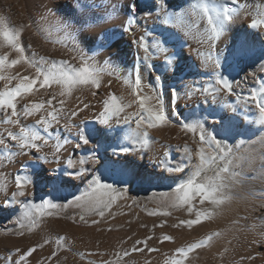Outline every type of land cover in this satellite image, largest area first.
I'll return each instance as SVG.
<instances>
[{
    "label": "bare ground",
    "instance_id": "bare-ground-1",
    "mask_svg": "<svg viewBox=\"0 0 264 264\" xmlns=\"http://www.w3.org/2000/svg\"><path fill=\"white\" fill-rule=\"evenodd\" d=\"M12 1L13 0H4V3H10V19H12L18 27L24 25L26 21L28 32L25 37L29 38L30 43H32L34 39L40 41V39H38L40 35H38V38L35 36L38 31H36L37 33L34 32L37 27L36 24L30 20H26L27 18L20 20L19 17L21 14L19 17L17 16L18 14L16 15L14 6L11 5ZM107 2V6L102 2V7H104H101V10H92L93 12L87 10L89 13L80 12L76 7L75 0H43V2H40L41 4L36 7L37 12L39 11L38 14L45 11L47 13L50 12L56 15H62L66 18L72 17L75 20L77 18L83 19L85 16L92 15L105 16L106 19L104 22L102 21L103 23H101V25L99 24L82 31V35H80L82 38L79 40L81 41L79 47L84 53H87V50L92 43L86 42L85 39L89 33L90 35H93L101 29H113L116 32V35L112 38L114 46L110 47L107 51L105 50L106 52L104 51L102 55H98L99 57L95 55V57H97L95 62L98 65L109 64L110 67L112 65L115 69L116 76L114 75L113 78L108 79L102 77V84L99 89L90 85L79 86L72 91L70 96H60L59 93L61 88L54 85L48 91L41 89L39 92L29 95L27 99L23 101L26 103L28 100L36 102H39L41 99L47 100L49 95L54 92L57 94V100H64L65 111L61 113L62 118L60 119L59 125L53 123L49 131L44 133V135L51 137L48 144L42 147V153L48 154V158L51 161L50 163L40 161L41 167L32 168L31 162L35 159V156L38 155L35 150H32L28 155H17L13 158L0 148V160L3 161V164L0 165V251L9 253H5V257L19 258V254L17 252L13 253L11 248L13 247L16 250V248L22 245L26 240H31L32 237L36 235H33L32 230L38 231L42 226H45L46 228L56 226L59 229H77L76 227H80L83 224H89L94 227H91L93 228V231L91 230L93 234L100 232L96 230H104L108 228L112 231L108 233V236H104L105 245L110 243V240L117 239L118 241V239L120 240L124 236H128L127 239H130V237L133 236V239L135 240L136 238L134 237L137 235L135 233L137 230L135 229H137V227L147 228L153 226L162 227L165 230L169 229V235L173 237V243L182 237L185 238V243L182 247H186L193 242L204 239L212 233H219V235L214 236L210 242L206 243V246L192 252L189 255L187 264H190L193 259L198 258L200 255H203L204 258L208 260L214 259L215 257L221 259L226 257L227 244L225 242L226 240H224V232L227 231L228 233L230 230L237 235L238 240L235 239L237 244L235 246L237 248L236 251L234 250L233 257H230L233 259L231 261H228V258L223 259L226 260V264H264V169L261 168V155L264 153V144L261 143V141H264V126H261L256 122L258 120V112L255 108V104L246 99L252 91L259 92L261 88H264V26L259 29L248 27L252 19H259L261 16H264V0H238L239 4H244L246 7L239 11L238 15L235 16L234 23L227 25L226 31L222 34L220 39L214 43L207 42V37L205 35V29L207 28L206 19H202L198 11L196 13H193L192 11V6L194 5L195 0H165L167 5L166 12L158 11L157 7H152V5L158 6L159 0H107ZM132 2H135L138 5L139 18L137 23L133 26L132 33H125L121 36L119 32L122 21L126 19L125 8ZM83 4L85 3L83 2ZM28 10H30V8ZM145 11L152 12V16L148 19H144L143 13ZM48 23L45 22V24ZM46 27L47 28L44 29H48L47 25ZM141 36H144L147 43L150 45L151 53L149 61H145L141 64L140 71L143 82L145 85L157 87L154 79L157 73L148 70V63H151L155 68L160 70V74L164 77L162 89L163 103L169 116V123H166L163 126L147 128L145 125L139 130L140 132L147 130L150 137L148 145L143 148L138 143V139H142V136L138 137L136 135L137 126L135 118L131 115L138 111V104L132 103L136 98L131 94L132 90L124 84L123 79L121 78L126 76L136 63L137 48L136 45L132 43V40L134 38L139 39ZM244 37H246L253 45L252 57L238 66L227 68L224 57L227 55L228 50L233 44L240 38ZM53 39L57 40L55 37H53ZM62 39L60 40L62 41ZM67 39L68 37L66 40ZM62 44L66 45L65 42ZM47 45H45V48L52 49V47H47ZM158 46L165 47L168 50V55L175 54V70L172 68H165V53L157 51ZM53 48L56 47L54 46ZM59 50L62 49L59 48ZM3 51L8 50H0V54H2ZM30 52L26 49L27 55H31ZM12 53L13 52H11L10 55ZM143 55L144 53L140 51V56L142 57ZM209 57H211V59H209ZM217 57H219L222 65L219 72L229 76V78L234 81L232 92L228 93L227 91H222L219 94L206 96L198 91H193L194 89H202L214 84L215 74L213 70V61ZM71 59L72 58H69V60ZM74 62L77 64L79 63L77 60ZM106 67H108V65ZM5 71L6 73L10 72L13 75L17 71L22 74H34V69H29L27 65L21 69H16L15 67L14 70L10 69ZM113 71L112 74L111 71L108 73L113 75L115 74ZM105 73L107 74V72ZM109 81H111V84H109ZM5 83L6 81H0V88H2ZM12 83L15 84L16 81H13ZM172 88H176L179 93V97L175 101L171 99ZM145 91H149V89L146 88ZM188 92H192V95H187ZM110 93L115 94L118 99L122 98V102L124 103H132V106L126 108L125 112L120 113L119 116H112L111 119L113 121L112 126L114 131L110 132L106 137L93 139L89 144H81L77 147V144H79L77 139V131L79 128H86L87 126L102 127L97 124L95 118L104 110V101L109 98ZM53 103L55 104L56 101H53ZM85 104L88 105L87 108L84 107ZM21 106L22 105H18V110ZM57 107H59V105H57ZM48 110L49 109L46 106L42 114L47 115ZM77 110L78 114L76 116H71V112ZM211 111H215L218 116L223 115L226 118H234L232 120V123L235 126L234 139H229L228 143L233 146L235 155L240 156L248 153L253 156L254 162L246 163L241 169H239V171L242 172L244 184L234 191H239L241 193L240 196H236L220 208H214V206L207 202L204 205H200L198 200L194 201L197 210H200L201 212H213L212 217L203 220L201 224L195 225L192 228L186 226L174 227V225H177L180 220L194 218V214L190 215L187 212V206L183 205L182 208L175 212L165 215L164 213L168 212H165L162 206L153 204L150 207L153 208L157 214L152 215L145 210L146 205L144 203L141 205L138 204L140 197L138 194L139 191L137 190L139 187L143 186L165 187L167 190H170L176 188L178 184L186 181L193 174L200 164L199 158L193 155L191 162H189L186 158L183 145L187 143L189 147L192 148L193 152H195L196 148L199 146V139L198 135L194 136L193 133L182 128V125L184 123H192L196 120H200L204 123V127L207 128L209 132H212L214 129L210 127L211 118H209L207 122L204 121V118L208 117V113ZM125 115L129 117L128 123H125L123 120ZM39 118V114L28 117L27 119L21 117V124L28 125L43 132L42 129L34 124V121ZM2 119L3 113L0 112V121H2ZM116 119H120L118 125L114 123ZM68 128H71V132L68 131ZM8 130L19 131V125L0 122V133H3L5 138H7ZM58 138L61 140L66 138L69 142L61 149L58 154L59 160L56 161L53 159V154L55 153V143ZM9 143L11 145L12 142ZM238 143H242L239 150L235 148V145ZM121 147H129L132 151L127 154H121L118 157L114 156L113 151L118 150ZM204 147L209 154L212 153V149L208 148L207 145H204ZM92 151H96L97 157H111L112 159H118L121 165L126 166L134 173L136 178L130 179L122 176L117 171H107L105 167L92 163L91 159H89ZM69 158L73 160L74 168L76 170L81 167L79 164L80 159L83 158L87 161V163L83 165V167L88 169L86 178L84 180H75L70 179L65 175V179L69 182L61 183L54 188L47 180V176L52 174L49 170L59 168L61 173H64L65 171H73V167H70L67 163ZM26 161L29 162L27 172L31 175L32 183L26 187V195L24 197H18V199L20 201H28L35 204H39L42 200H49L56 204L57 207L51 208L46 205L42 210V213H37L34 217L36 227H32L31 231L27 230L25 234L17 237L8 236L3 234L2 231L4 228L13 226L21 227V225L24 226L28 224L32 225V221L24 218L23 208L15 200L10 204L5 205V201L11 198L13 192L17 191L15 175ZM174 167H182L184 170L180 172L171 171ZM207 167L208 165H205V169ZM95 176H99L103 183L112 184L113 188L116 189V191L112 193L115 199L111 206L105 211L104 217H100L96 214L84 217V220H81V215H71V217H66L65 215V217L60 216L56 210H64L66 207L63 205H65L68 200L85 192L88 189L92 178ZM49 212L51 215H48ZM94 219L97 220L98 223L93 224L92 220ZM153 227H150L151 229L149 232L152 231ZM132 228L135 234L127 233L125 231L124 233L127 235L123 233L124 229L127 230ZM79 229L82 230L81 227ZM42 230L44 229H41L40 231ZM155 230H157V228ZM60 231L62 232V230ZM107 231L108 230L106 229V232ZM30 232H32V234ZM142 232L144 233V230ZM152 232L149 234L151 235ZM80 233H82V231H80ZM143 233L141 234L140 230L141 236ZM71 236L76 238L72 234ZM93 236L95 237V235ZM82 238H77V241H80ZM157 239L160 241L159 238ZM93 240L94 239H92V241ZM137 240L141 239L137 238ZM112 242H114V240ZM121 242L126 243L125 240H122ZM171 243L170 245H172ZM160 244L163 249L170 246L166 242ZM84 250H86V248ZM21 252L24 251L21 250ZM68 255L70 256V254ZM35 256L33 259L37 257ZM151 256L154 261H164L166 253H164V250H161L160 252L155 251ZM67 257L65 258L66 264H74L72 260L74 257ZM173 258H176L175 252L172 254V259ZM0 259H3V257ZM27 260L30 261L28 258ZM120 260L119 262H122ZM127 262L130 263V261ZM113 263L114 262H112V264ZM0 264H6L5 259L1 260Z\"/></svg>",
    "mask_w": 264,
    "mask_h": 264
},
{
    "label": "snow or ice",
    "instance_id": "snow-or-ice-1",
    "mask_svg": "<svg viewBox=\"0 0 264 264\" xmlns=\"http://www.w3.org/2000/svg\"><path fill=\"white\" fill-rule=\"evenodd\" d=\"M231 5V6H230ZM97 5L90 0L87 7H95ZM157 7L158 11L166 12L167 5L165 0H159V5H152ZM244 4H239L238 0H195L192 6L193 13L199 12L202 19H206L207 28L205 29V35L207 42L214 43L219 40L222 34L226 31V26L234 23L235 16L239 11L244 9ZM77 8H80L79 3ZM126 19L122 21L119 34L123 36L125 33H132L133 26L138 21V5L135 2L128 4L125 8ZM152 16V12L145 11L143 18L148 19ZM106 19L103 15L97 16H85L83 19L77 18L76 22L79 24L77 31L89 29L91 27L99 25ZM264 26V16L259 19H252L249 28L259 29ZM24 25L19 27L9 24L3 17H0V50L7 49L0 54V81H6L4 86L0 88V112L3 113L2 123L19 125V131H7V138L3 133H0V148H2L10 157L17 155H28L32 150H35L38 155L31 162L32 168L41 167L40 161L44 163H50L48 154L42 153V147L47 145L50 136L44 135L55 123L59 125L62 118L61 113L65 111L64 100H57V94L51 93L47 100L41 99L39 102L28 100L25 101L29 95H33L39 92L41 89L48 91L54 85L59 86L61 91L60 96H70L72 91L79 86H94L99 89L102 84V77L105 71L95 62L94 53L92 56H88L84 51L76 44H73L70 51H75L79 57V63H75L76 56H73L71 60H55L51 57L39 55L34 50L31 55L26 54L27 49H31V45L25 44L22 41V35L24 31ZM116 35L113 29H101L91 36H87L86 42H95L97 50L107 47L112 38ZM64 43L63 41H57ZM132 43L136 45V63L131 71L126 76L121 77L125 85L132 90V95L135 96V101L132 103L138 104V111L131 115L135 118L137 131L136 135L142 136V139H138V143L141 147H146L149 143V133L147 130L140 132L139 130L145 125L147 128H156L169 123V116L164 108L163 103V81L164 77L160 74V70L155 68L151 63L147 64V68L150 72H156L154 79L157 87L151 85H145L141 76V64L150 59V45L147 43L144 36L139 39L134 38ZM140 51L144 55L140 56ZM157 51L165 53V68H172L175 70V54L168 55V50L163 46H158ZM15 52L14 58L10 53ZM253 55V45L246 38H240L233 46L228 50L227 55L224 57L227 68L238 66L250 59ZM211 59V57H209ZM27 65L29 69H34V74H22L17 71L14 75L6 73L5 70H10L18 65ZM222 67L219 57L213 61V70L215 74V82L213 85L204 87L202 89H194L203 95L219 94L222 91L231 93L233 90L234 81L229 76L219 72ZM226 68V70H227ZM16 81L15 84L12 82ZM111 81H109V84ZM149 91H145V89ZM187 95H192V92H188ZM179 93L176 88L171 89V99L177 100ZM255 104V108L258 112V122L261 126H264V88H261L259 92L252 91L249 97L246 98ZM53 101H56L54 104ZM132 103L122 102V98L118 99L115 94L110 93L109 98L104 101V110L96 117L97 124L102 127L87 126L86 128H79L77 131V139L79 147L81 144L87 145L93 139L106 137L110 132L114 131L112 116H119L120 113L125 112V109L132 106ZM18 105H22L18 110ZM59 105V107H57ZM49 109L47 115L42 114L45 108ZM88 107L87 104L84 105ZM40 115L39 119L34 121V124L43 130V132L36 130L28 125L21 124V117L27 119L34 115ZM77 111H72L71 116H76ZM211 118L210 127L214 131L209 132L204 127V123L200 120H196L192 123H184L182 128L186 131L193 133L194 136L198 135L199 146L193 152L192 148L187 143L183 145L186 158L191 162L193 155L199 158L200 164L193 172V174L181 184H178L174 189L176 196L174 201L175 207L181 205L187 206V212L190 215L194 214V218L180 220L174 227L186 226L192 228L195 225L201 224L203 220L210 219L213 212H201L196 209L194 201L198 200L200 205H204L206 202L214 206V208H220L225 203L230 202L236 196H240L239 191H234L244 184L242 178V172L239 169L246 163H253L254 158L248 153L240 156L235 155L233 146L228 143L229 139H234V125L232 123L233 117H225L219 115L215 111L208 113V117L204 118L207 122ZM129 117L125 115L123 120L128 123ZM115 124L120 123V119L114 121ZM67 127V126H65ZM71 132V128H68ZM9 142H12L11 145ZM69 141L64 138L57 139L55 143V153L53 159L59 160V152ZM255 143V142H252ZM264 144V141H261ZM204 145L212 149V153L209 154L206 151ZM242 143L235 145L237 150L240 149ZM132 151L129 147H121L118 150L113 151L114 156L121 154H127ZM89 159L92 163L103 166L107 171H117L122 176L130 179H135L134 173L126 166L121 165L118 159H112L111 157H97L96 151H92ZM219 162V163H218ZM70 167H73V171H65L61 173L59 168L50 169L52 173L47 176V180L55 188L61 183H68L65 179V175L70 179L84 180L88 169L83 167L87 161L80 159L79 164L81 167L76 170L74 168V162L71 158L67 161ZM3 161L0 160V165ZM215 164L216 170L213 175L208 176L205 174V165L209 167ZM29 162H24L21 169L15 175V185L17 191L12 193L11 198L5 201V205L10 204L15 200L23 208L24 218L32 221V227H36L34 217L37 213H42V210L47 205L51 208H56L57 205L49 200H42L39 204H35L28 201H20L18 197H24L26 195V187L32 183L31 175L27 172ZM261 168L264 169V153L261 155ZM184 169L182 167H174L171 171L180 172ZM116 189L112 184L101 182L99 176L92 178L89 183L88 189L81 193V195L74 196L71 200H68L64 207L77 203L81 207H86L89 210H94L97 215L104 217V209L109 208L114 201L115 197L112 195ZM195 210V211H194ZM155 215L157 213H150ZM168 215L170 213H164ZM48 215H51L49 212ZM84 220V216L80 217ZM93 224L98 223L97 220H92ZM23 227V225H21ZM31 230V229H30ZM21 235L23 233H20ZM219 233H212L197 242H193L186 247H180L175 250V257L171 260V264H187L189 255L195 250L206 246V243L210 242L214 236ZM148 239H151L149 237ZM65 240L64 237H59L57 244L61 245V242ZM173 240L172 236L164 235L161 238V243L164 241ZM47 243V241H45ZM137 245L143 244L144 248L133 247L132 252H143L147 248L148 240L137 241ZM43 245H37L21 252L19 248L16 252L19 254V259L5 258L6 264H24L27 258L31 257L36 251L37 247ZM149 252L159 251V249L147 248ZM130 253L125 251L124 256H129ZM52 256H56L53 252ZM51 259V257L49 258ZM101 264H112L111 261H101Z\"/></svg>",
    "mask_w": 264,
    "mask_h": 264
},
{
    "label": "rangeland",
    "instance_id": "rangeland-1",
    "mask_svg": "<svg viewBox=\"0 0 264 264\" xmlns=\"http://www.w3.org/2000/svg\"><path fill=\"white\" fill-rule=\"evenodd\" d=\"M2 1V2H1ZM29 1V2H28ZM36 1V2H35ZM81 1V2H80ZM43 2V0H13L12 1V3H11V5H13L14 6V9H15V13H16V15L19 17V15H20V17H19V19L20 20H23V19H26V20H30V21H32V22H34V24H36V29H35V31L34 32H36V31H38V33H37V35H35L37 38H38V35H40L39 36V38L38 39H40V41L39 40H36V39H34L33 40V42L32 43H30V41H29V38L28 37H25L26 36V33L28 32V30H27V27H26V21H25V27H24V29H25V31H23V39H22V41H23V43L25 44V46H27L28 44H30L31 45V48H33V49H31V52H30V49H27V47H26V49L30 52V53H32V50H36L35 52H37L38 54L40 53V54H42L43 56H46V57H50V56H52L51 58L52 59H55V60H69V58H72L73 56H76V60H77V62L79 61V59H77V58H79L78 57V55L76 54V52L75 51H70L69 49L70 48H72V46H73V44H75L76 42L78 43H76L78 46H79V44H80V42L81 41H79V40H81L80 38H82V37H80V35H82V31H77V29L80 27L79 25H78V23L76 22V20L74 19V18H72V17H68V18H66V17H63L62 15H56V14H53V13H50V12H40L39 14H40V16H39V14H38V12H37V9H36V7L37 6H39L41 3ZM83 2L85 3V4H83ZM89 2H90V0H75V3H76V7H77V4L79 3V5H80V8L82 9H78L80 12H88L89 13V11H87V10H90V12H93L94 10H96V11H99V10H101L103 7H102V5H103V3L105 4V6H107V4H108V2H107V0L106 1H95V0H92V2H94V4L95 5H97V6H95V7H91V8H89V7H87V5L89 4ZM103 2V3H102ZM81 3V4H80ZM86 3H88V4H86ZM6 4V5H5ZM8 4V5H7ZM9 4L10 3H4V0H0V17H3L9 24H11V25H13V26H17L18 27V25L17 24H15L13 21H12V19H10V16H11V12H10V8H9ZM19 6H18V5ZM22 4H24V5H22ZM19 8H18V7ZM83 6V7H82ZM87 7V8H86ZM102 7V8H101ZM30 8V10H28ZM89 8V9H88ZM101 8V9H100ZM93 10V11H92ZM20 11V12H19ZM23 13H22V12ZM28 11H29V13H28ZM5 13H8V14H5ZM26 13V14H25ZM36 13V14H35ZM44 13V14H43ZM24 16H23V15ZM38 14V15H37ZM44 16H43V15ZM47 14V15H46ZM8 15V16H7ZM51 15H53V16H51ZM92 15V14H91ZM26 16V17H25ZM38 16V17H37ZM92 16H97V15H92ZM9 17V18H8ZM24 17V18H23ZM41 17V18H40ZM48 21H47V20ZM45 20V21H44ZM54 20V21H53ZM44 21V22H43ZM53 21V22H52ZM39 22V23H38ZM45 22L46 23H48V24H45ZM104 22V21H103ZM103 22H101V23H103ZM43 23V24H42ZM101 23H100V25H101ZM42 24V25H41ZM45 24V25H44ZM46 25L48 26V29H44V28H47L46 27ZM73 25V26H72ZM45 26V27H44ZM69 31V32H68ZM34 32H33V34H34ZM57 33V34H56ZM61 35V36H60ZM64 36V38L62 39V37ZM92 35V34H91ZM90 35V33L88 34V36H91ZM60 38V39H62V41L63 42H65L66 43V45L65 44H62L61 42H57V41H61L58 37ZM68 37V39L66 40V38ZM70 36V37H69ZM73 36V37H72ZM77 36H78V38H77ZM41 37V38H40ZM53 37H55L57 40H54L53 39ZM71 37H72V39H71ZM43 38V39H42ZM25 39V40H24ZM53 39V40H52ZM75 39V40H74ZM78 39V40H77ZM43 40V41H42ZM74 40V41H73ZM25 41V42H24ZM38 41V42H37ZM44 41H45V44H44ZM51 43H50V42ZM111 41H113V40H111ZM110 41V44H108V48L107 47H104L105 49H99L98 51H96L97 50V47L95 46L96 44H94L95 42L93 41L91 44H90V46H89V48H88V50H87V53H85L86 55H88V56H92L94 53H96V56L97 57H99L100 55H102L103 53H104V51L106 50H109L110 49V47H112V46H114V41L113 42H111ZM71 42V43H70ZM40 43V44H39ZM49 44V45H47V44ZM70 43V44H69ZM112 43V44H111ZM45 45H47V47H52V49L50 48V49H47V48H45ZM52 45V46H51ZM68 45H69V47H68ZM110 45V46H109ZM33 46V47H32ZM56 47V48H53V47ZM62 46V47H61ZM65 46H67V47H65ZM96 47V48H95ZM59 48H61L62 50H59ZM66 48V49H65ZM96 49V50H95ZM57 50V51H56ZM93 51H94V53H93ZM105 51V52H106ZM62 53V54H61ZM90 53H92V54H90ZM39 54V55H40ZM51 54V55H50ZM70 54V55H69ZM16 55V53L15 52H13L12 54H11V57L12 58H14L13 56H15ZM28 55H30V54H28ZM99 55V56H98ZM54 57V58H53ZM69 57V58H68ZM97 57H95V59L97 58ZM61 58V59H60ZM108 65V67H106ZM26 65H23V64H21V65H18V66H15L16 67V69H21V68H24ZM100 67H102V68H104L105 69V71H104V73H103V78L104 79H108V78H113L114 77V75L116 76V72H115V69H114V67L111 65V67H110V65L109 64H102V65H99ZM15 67L14 68H12L13 70L15 69ZM111 69H110V68ZM109 69V70H108ZM114 70V71H113ZM111 71V74H112V71H113V73L115 72V74H113V75H111L110 73H108V72H110ZM105 72H107V74L105 73ZM106 74V75H105ZM109 74H110V76H109ZM111 84V83H110ZM219 163V162H218ZM216 170V165L215 164H212L210 167L208 166L206 169H205V174L206 175H208V176H211V175H213V173H214V171ZM174 189L175 188H172V189H170V190H167L165 187H146V186H143V187H139V189L137 190V191H139V197H140V201H139V205H141V204H145L146 206V208H145V210L150 214V213H152V212H155V210L153 209V208H151L150 206H152L153 204H157V205H159V206H162L163 208H164V211L165 212H168V213H173V212H175L176 210H178V209H180V208H182L183 207V205H181L180 207H175L174 206V201H175V196H176V193H175V191H174ZM67 208V209H66ZM64 210H62V209H58V210H56L57 211V213L60 215V216H63V217H71V215L72 216H74V215H81V216H84V217H89V216H92V215H96V212L95 211H93V210H89L88 208H86V207H81V206H79L77 203H73V204H71V205H68L67 207H66ZM62 210V211H61ZM107 210V208L106 209H104V211H106ZM65 215V216H64ZM85 225V226H84ZM82 228V230L81 229H79V228ZM80 227H76L77 229H74V232H73V229H71V228H68V229H59V228H57L56 226H50L49 228H46L45 226H42V227H40V230L41 229H46L45 231L44 230H42V231H44V232H42V231H40L39 229H38V231H34V230H32V225H30V224H28V225H24L23 227H9V228H4L3 229V234H6V235H8V236H20L21 234L20 233H23V234H25V232L28 230H32V232H33V235H35V236H33L32 237V239L31 240H26L22 245H20V246H18L17 248H21L20 250H23V251H27L28 249H30V248H32V247H35V246H37L38 244H42V245H44V246H42V247H37L36 248V251L32 254V256L31 257H29L28 259L30 260V261H28L27 259H26V261H25V263L24 264H44V263H46V264H66V257L68 256V257H71V258H73L72 260H73V263L74 264H101V261H111V262H114L113 264H115V263H117V264H119V263H121V264H170L171 263V260H172V254L175 252V250L177 249V248H179V247H182V246H184V243H185V238H181V239H179L178 241H175L174 243L172 242V240H171V244L172 245H170V243L168 242V241H164V242H166V243H168L170 246H168V248L166 247V249H163V248H161V238H162V236H164L165 234L166 235H169V229H164V228H162V227H153V226H149V227H137V229H135V230H137L138 231V233H137V231H135V233L138 235H135V237L134 238H136L135 240H137V238H139V239H141V240H137V241H144L145 239H146V237H147V239L146 240H148V244H147V247H149V248H154V249H159V251H157V252H160L161 250H164V253H166V257L164 258V261L162 260H157V261H154L153 259H152V253H155V251L154 252H149L148 250H147V248H145V250H144V252H132V249H133V247H139V248H144V245L143 244H140V245H137V241H135L134 239H133V236L132 237H130V239H127V237L128 236H124L122 239H118V241H117V239H113L114 240V242H112L113 240H110L111 242L110 243H108L107 245H105L104 244V236H108V233L109 232H111L112 230H110V229H108V228H106L108 231L106 232V229H104V230H96V231H100L99 233H95V234H93L92 233V231H93V226L92 225H89V224H83L82 226H80ZM91 227H93V228H91ZM150 227H153L152 228V231H150V232H152L151 233V235H153V236H151L149 233V230L151 229ZM29 228V229H28ZM84 228V229H83ZM89 228V229H88ZM139 228H140V230H141V234L143 233L142 231L144 230V233H143V235L141 236L140 235V230H139ZM157 228V230H155ZM53 229V230H52ZM58 229V230H57ZM69 229H71V230H69ZM88 229V230H87ZM235 229H237V228H235ZM30 230V231H31ZM60 230H62V232L60 231ZM92 230V231H91ZM48 231V232H47ZM51 231V232H50ZM72 231V232H71ZM80 231H82V233H80ZM124 231L125 232H129V233H134V230H133V228L132 229H127V230H123V233H124ZM131 231V232H130ZM133 231V232H132ZM161 231H163V232H161ZM32 232H30L31 234H32ZM37 232V233H36ZM41 232V233H40ZM64 232H66V233H64ZM70 232V233H69ZM91 232V233H90ZM102 232H103V234H102ZM107 234H105V233ZM167 232H168V234H167ZM231 232V233H230ZM38 233H40V234H38ZM76 235H75V234ZM87 233V234H86ZM89 233V234H88ZM102 235H101V234ZM113 233V232H112ZM115 233V232H114ZM134 233V234H135ZM147 233V234H146ZM226 233V234H225ZM71 234L72 235H74L76 238H74V237H72L71 236ZM90 234H92V235H90ZM111 234V233H110ZM125 235H127L126 233H124ZM45 235V236H44ZM55 235V236H54ZM82 235V236H81ZM93 235H95V237L93 236ZM98 235H100V236H98ZM162 235V236H161ZM232 235V236H231ZM38 236V237H37ZM83 236H85V237H83ZM143 237V238H141V237ZM160 236V237H159ZM170 236V235H169ZM59 237H64L65 238V240L63 241V242H61V245L60 246H58V244H57V241H58V238ZM79 237H83L80 241H77V238H79ZM87 237V238H86ZM90 237V238H89ZM101 238V240H100V238ZM149 237H151V239H148ZM36 238V239H35ZM69 238H72V239H69ZM89 238V239H88ZM99 238V239H98ZM157 238H159L160 239V241L157 239ZM35 239V240H34ZM84 239H86V240H84ZM92 239H94L93 241H92ZM132 239H133V241H132ZM184 239V240H183ZM238 240L237 239V235H235L231 230L230 231H228V233H227V231H225L224 232V240H226L225 242H226V244H227V251H226V254H225V256L226 257H224V258H228V261H231L233 258H230V257H233V253H234V250L236 251V246L235 245H237L236 244V240ZM41 240V241H40ZM48 240V241H47ZM83 240V241H82ZM92 242H91V241ZM97 240V241H96ZM122 240H125V242L126 243H123V242H121ZM227 240H228V242H227ZM31 241H33V242H31ZM45 241H47V243H49V244H47V243H45ZM51 243H50V242ZM69 241V242H68ZM90 241V242H89ZM234 241V242H233ZM45 244H44V243ZM86 242V243H85ZM116 242V243H115ZM118 242V243H117ZM158 244H157V243ZM84 243V244H83ZM91 243H93V244H91ZM99 243V244H98ZM120 243V244H119ZM130 243V244H129ZM234 243V244H233ZM73 244V245H72ZM79 244V245H78ZM82 244H83V246H82ZM85 244H86V246H85ZM116 244V245H115ZM66 245V246H65ZM91 245V246H90ZM133 245V246H132ZM65 246V247H64ZM80 246V247H79ZM109 246V247H108ZM160 246V247H159ZM172 246V247H171ZM235 246V247H234ZM26 247V248H25ZM83 247V248H82ZM92 247V248H91ZM131 247V248H130ZM157 247V248H156ZM16 248V249H17ZM39 248H41V249H39ZM44 248H46V249H44ZM52 248V249H51ZM70 248V249H69ZM86 248V250H84ZM88 248V249H87ZM57 249H58V251H57ZM74 249V250H73ZM91 249V250H90ZM94 251H93V250ZM108 249V250H107ZM116 249V250H115ZM123 249H124V251H123ZM175 249V250H174ZM228 249H232V250H228ZM11 250H12V252L13 253H16V250H15V248H11ZM46 250V251H45ZM71 250V251H70ZM78 252H77V251ZM88 250V251H87ZM98 250V251H97ZM113 250V251H112ZM116 252H115V251ZM39 251H40V253H39ZM42 251H44V252H42ZM101 253H100V252ZM118 251V252H117ZM125 251H127V252H129L130 253V255L129 256H127V257H125L124 256V253H125ZM231 251V252H230ZM37 252V253H36ZM52 252H55L56 253V256H52ZM63 252V253H62ZM72 252V253H71ZM85 252H86V254H85ZM88 252V253H87ZM230 252V253H229ZM5 251H0V258H2L3 257V259H5L6 257V255H5ZM8 253V252H7ZM6 253V254H7ZM115 253V254H114ZM137 255H136V254ZM139 253V254H138ZM169 253V254H168ZM229 253V254H228ZM2 254V255H1ZM9 254V253H8ZM49 254V255H48ZM63 254H64V256H63ZM68 254H70V256L68 255ZM110 254V255H109ZM118 254V255H117ZM4 255V256H3ZM37 257H36V256ZM76 255H78V256H76ZM98 255V256H97ZM171 255V256H170ZM230 255V256H229ZM232 255V256H231ZM8 256V255H7ZM34 256L36 257L35 259H33L34 258ZM58 256V257H57ZM62 256V257H61ZM80 256V257H79ZM108 256V257H107ZM228 256V257H227ZM42 257V258H41ZM51 257V259H49ZM57 257V258H56ZM67 257V258H68ZM82 257V258H81ZM90 259H89V258ZM94 257V258H93ZM97 257V258H96ZM130 257V258H129ZM141 257V258H140ZM39 258V259H38ZM55 258V259H54ZM80 258V259H79ZM106 258H108V259H106ZM168 258V259H167ZM224 258H219V257H215L214 259H211V260H208V259H206V258H204V256L203 255H200L198 258H195V259H193L192 261H191V263L190 264H226L227 262H226V260H223ZM3 259H0V261L1 260H3ZM19 258H17V260H18ZM43 259V260H42ZM54 259V260H53ZM63 259H64V261H63ZM121 259V260H120ZM130 259V260H129ZM147 259V260H146ZM77 260V261H76ZM86 260V261H85ZM97 260V261H96ZM116 260H118V261H116ZM119 260L120 261H122V262H119ZM134 260H136V261H134ZM141 260V261H140ZM208 260V261H207ZM34 261V262H33ZM42 263H41V262ZM54 261H56V262H54ZM57 261H58V263H57ZM88 261V262H87ZM127 261H130V263L129 262H127ZM143 261V262H142ZM51 262V263H50ZM52 262H54V263H52ZM80 262V263H79ZM92 262V263H91ZM119 262V263H118ZM145 262H147V263H145ZM9 264H10V262H9Z\"/></svg>",
    "mask_w": 264,
    "mask_h": 264
}]
</instances>
